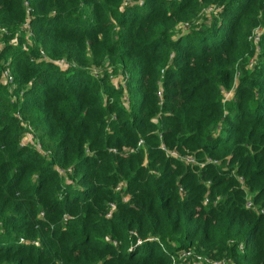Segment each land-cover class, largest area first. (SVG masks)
Segmentation results:
<instances>
[{
  "label": "trees",
  "instance_id": "16d2710c",
  "mask_svg": "<svg viewBox=\"0 0 264 264\" xmlns=\"http://www.w3.org/2000/svg\"><path fill=\"white\" fill-rule=\"evenodd\" d=\"M23 1L0 0L4 37L24 33L28 20L34 44L5 41L0 52L16 84L0 83V264H173L183 249L264 264V31L254 67L243 58L264 0H27L29 12ZM190 2V13L220 10L201 33L190 25L172 38ZM40 48L70 67L31 60ZM95 65L126 69L128 108L122 88L90 73ZM16 111L51 161L20 143ZM188 153L202 166L186 163ZM55 166L71 167L75 181H58ZM233 169L253 191L251 209ZM121 180L127 201L112 192Z\"/></svg>",
  "mask_w": 264,
  "mask_h": 264
},
{
  "label": "rangeland",
  "instance_id": "374dc122",
  "mask_svg": "<svg viewBox=\"0 0 264 264\" xmlns=\"http://www.w3.org/2000/svg\"><path fill=\"white\" fill-rule=\"evenodd\" d=\"M138 3H139V1H137ZM198 2H199V4H200V0H198ZM139 4H141V2L139 3ZM23 5H24V7H25V10H26V8L27 7H30L29 6V2L27 1V0H24L23 1ZM211 5V4H210ZM210 5H208V6H210ZM194 6V3L193 2H190L187 6H186V8L184 9V10H182L181 11V14L183 15V14H185V13H187L188 12V15H184V17H187V16H189V19H185V18H181V20H177V22H176V24L172 27V29L170 30V33H171V36H172V38H175L176 36H179V35H181V34H184V33H187V32H189V30H191L190 28L191 27H193V25H195L193 28H195V29H197V33H201L202 31H204L205 30V28H207L208 26H210V24H212V22H214L215 21V19H216V17L214 18V15L213 14H211V13H205V12H203L202 10H201V7L198 5V7H197V10H196V13H194V11L192 12V13H190L189 11H188V9L190 8V7H193ZM208 6H206V7H208ZM205 7V8H206ZM194 15H196L195 17H193ZM193 18H192V17ZM191 18V19H190ZM194 19H195V22H194ZM190 20V21H189ZM194 22V23H193ZM210 22V23H209ZM23 23H24V21L22 22V24H21V26H23ZM186 23H188L189 25H191V27L189 28H185L184 27V24H186ZM262 23H263V21H262ZM260 24V25H263V24ZM20 26V27H21ZM22 30H23V27H22ZM31 31V30H30ZM24 32V31H23ZM20 35L22 36V35H24V37L23 38H21V40L19 39L20 38ZM20 35H19V33L18 34H16L15 36H13L12 38L11 37H4V35H0V52H1V50L3 49V47H4V44H3V42H12V43H9V44H18V45H20L23 49H26V48H28L29 46L31 47V46H33L34 44H33V40H32V31H31V35H29V36H26V34H25V32L24 33H20ZM33 44V45H32ZM39 50H42L43 51V53L45 54V56L46 57H48V58H50V59H52L45 51H44V49H42V48H40V49H38V51H37V53H39ZM249 50V49H248ZM256 56H257V48L255 47L254 48V46H252V51L250 50V51H248V52H246V53H244L243 54V58H244V60L246 59L247 60V64L246 65H248V68L249 69H252L253 67H254V65H255V59H256ZM170 59H172V57L171 56H169V59L168 60H170ZM8 62H9V58H2L1 60H0V64L1 65H3L4 64V66H2V72H3V70L5 69V67L7 66V64H8ZM66 62H68V60H66ZM8 67V66H7ZM9 68V67H8ZM10 69V68H9ZM98 71L99 72V74H98V76L99 75H103V76H107L108 77V79H109V81H111V84L116 88V89H118V88H122V93H121V95H119V97L117 98V100H118V102H120L121 103V105L122 106H124L125 108H128L129 107V100H128V94H127V91L125 90V86H124V82H125V79L127 78V73L125 72V68H123V67H119L117 70L118 71H116V72H112V68L110 67V66H97V65H95V66H91L90 68H89V71ZM164 70H165V66H162L161 68H160V74L161 75H163V72H164ZM11 71V70H10ZM2 72H1V74H0V83H2L3 84V86L5 85V86H7L8 88H9V85H7L5 82H4V79H3V77H2ZM239 73L238 72H236V75H233L232 76V80H231V82H230V86L229 87H226V88H223L222 89V104L223 105H226L225 103H227L228 101H230L231 99H232V96H233V92H234V88H235V86H236V84H237V81H238V79H239ZM11 88V87H10ZM9 88V89H10ZM165 91L166 92H170V94H173L174 92H176V89H175V87L174 86H172V87H167L166 89H165ZM162 93H163V88L162 87H160V88H158V91H157V94H158V98L160 99V98H162L163 97V95H162ZM226 93H229L230 95L226 98ZM21 92H19V94H11L10 95V102H12V103H15V102H17L18 101V99H21ZM161 95H162V97H161ZM167 98H173V97H171V96H168ZM254 104L251 102L250 103V105H249V107L250 108H254ZM17 112V111H16ZM16 114V113H15ZM20 116H21V114H20ZM112 118H114V117H112ZM19 119V118H18ZM153 122H157V121H160V119L158 118V117H153ZM19 122L21 123V124H23V125H30V127H31V131H30V133H29V136L28 135H26L25 134V132L27 131V128H25L23 125H22V135H21V137H20V143L21 144H23V145H29V146H32V147H35L36 149H37V147L34 145L35 144V142H37V143H39V141H38V138L34 135V133H33V127H32V125L28 122V121H26V120H24L23 118H22V116H21V119H19ZM144 144H145V141L144 140H142V139H139V140H137L136 141V143H135V145H136V147L138 146H141V147H143L144 146ZM125 147V148H124ZM124 148V149H123ZM114 148H112V149H110V150H112V151H114L113 150ZM125 149H129V147H126V146H122V148H121V152H123ZM133 149V148H132ZM38 150V149H37ZM109 150V151H110ZM39 151V150H38ZM87 152H89V150H86ZM112 151H110V152H112ZM39 152H41V151H39ZM41 154L42 155H44L45 157H46V160H48V161H51L52 160V158H50L51 157V155H50V152L49 151H46V153L44 154L43 152H41ZM121 154H123V153H121ZM176 154H177V156H179L178 155V153L176 152ZM189 154V153H188ZM187 155V154H186ZM207 161H212L213 163H215V164H219V160H212V159H210V158H207L206 159ZM147 162V161H146ZM221 163V162H220ZM193 164H198L199 166H202V162H199V161H197L196 159H195V162L193 163ZM59 169H63L64 170V173H60L59 171L57 172V180L58 181H65V182H72V180H74L75 181V179H74V177L71 175L72 174V168L71 167H67V168H62V167H60V166H57ZM68 168H71V171H68ZM232 177H234V178H236V180H237V183H238V186L240 187V188H242L243 190H244V198L245 197H251V198H253V191H251V189L249 188V186L247 185V183L245 182V178H243L240 174H238V173H236V171L233 169V170H230V173H229ZM242 177L243 178V181L241 182L239 179H238V177ZM36 178V175H33V177H32V179H35ZM122 184L123 185V187H124V183H125V181H123V180H121V181H118V183H116L114 186H112V188H113V190H112V192H114V190L116 191V192H118V193H120V200H126L127 199V197L128 198H130L127 194H125L124 192H123V190H124V188L122 189V190H120V191H117L115 188H116V186L118 185V184ZM118 197V196H117ZM129 200V199H128ZM253 200V199H252ZM206 200H203V204H205L206 202H205ZM216 202V201H215ZM115 210V209H114ZM113 210V211H114ZM109 212V208H107V212H106V217H109L108 215H107V213ZM112 213V212H111ZM111 215V214H110ZM65 217L63 216V221H65V219H64ZM36 219L37 220H42V221H45V214H44V211H39L38 212V214L36 215ZM10 219H8V221H9ZM1 225V224H0ZM35 228H37L36 226H35ZM14 235H17V233H15V232H12ZM19 236H21L24 240H26L25 239V237L24 236H22V234H20ZM32 242H34V240L32 241ZM184 250V249H183ZM191 250V249H190ZM181 252H182V250H180V251H178L176 254H175V256H173L175 259L176 258H179V256H180V254H181ZM203 264H207V262H203Z\"/></svg>",
  "mask_w": 264,
  "mask_h": 264
},
{
  "label": "built area",
  "instance_id": "2783aa9c",
  "mask_svg": "<svg viewBox=\"0 0 264 264\" xmlns=\"http://www.w3.org/2000/svg\"><path fill=\"white\" fill-rule=\"evenodd\" d=\"M220 10V6L218 5H214V4H211L210 6L206 7V8H203L202 11L205 12V13H211V14H216L218 13ZM30 11V7H27L26 8V12H29ZM190 25L188 23L184 24V27L185 28H188ZM23 31L25 32L26 36H29L31 35V31H30V25H29V21L28 20H25L24 23H23ZM264 31V26L263 25H257L253 30H252V33L249 35L248 39H251L253 44L255 45V47L258 49V44H259V40H260V36L262 35ZM7 33V30L5 27L3 26H0V35H3ZM31 60L33 61H39V60H50L52 61L53 63H55L60 69H67L70 67V62H66V59L64 58H60V59H50L48 57L45 56V54L43 53L42 50H39V53H37L36 56L32 57ZM90 73L94 76H98L99 72L98 71H90ZM2 77L4 79V82L9 85V88L10 89H13L16 84H15V81H14V78H13V75L10 71V69L6 66L5 69L3 70L2 72ZM230 94L229 93H226V98L229 96ZM16 116L17 118L21 119V116H20V112L17 111L16 112ZM23 125V124H22ZM25 128H27V131L25 132L26 135L29 136V133L31 131V127L30 125H23ZM37 149L41 152H43L44 154L46 153V150H44L41 146L40 143H37L35 142L34 144ZM114 150V149H113ZM171 155L175 156V157H180V156H177L176 152H170ZM182 159L186 162V163H189V164H193L195 162V158L191 155V154H187V155H184L182 157ZM56 170L59 171L60 173H64V170L63 169H59L57 166H55ZM68 171H71V168H68ZM238 179L242 182L243 181V178L240 176L238 177ZM124 187L123 185L120 183L116 186V190L117 191H120L122 190ZM129 198L127 197L126 200H123V201H127ZM207 201V199H205ZM205 201V202H206ZM245 207L247 209H251L254 207V204H253V201H252V198L251 197H245V203H244ZM108 208H109V212L107 213L108 216H110L111 212L116 208V205L114 202H110L108 204ZM260 211H263L262 209H260ZM20 242H23L24 239L23 238H20L19 239ZM137 243H140V240H137ZM239 249H242L241 246H239ZM172 260H173V264L176 262V260L182 262L183 264H203V262H207V264H232L231 261L226 258V257H221V258H213V259H210L209 257H206V256H203L199 253H196L194 252L193 250H190V249H187V250H182L179 258H174L172 257Z\"/></svg>",
  "mask_w": 264,
  "mask_h": 264
}]
</instances>
